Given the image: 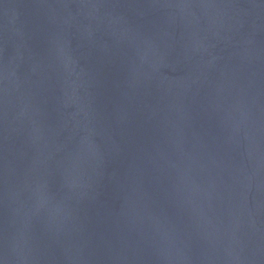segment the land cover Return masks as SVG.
I'll list each match as a JSON object with an SVG mask.
<instances>
[{
	"label": "water",
	"instance_id": "water-1",
	"mask_svg": "<svg viewBox=\"0 0 264 264\" xmlns=\"http://www.w3.org/2000/svg\"><path fill=\"white\" fill-rule=\"evenodd\" d=\"M0 264H264V0H0Z\"/></svg>",
	"mask_w": 264,
	"mask_h": 264
}]
</instances>
